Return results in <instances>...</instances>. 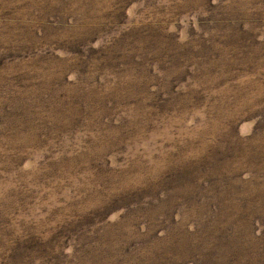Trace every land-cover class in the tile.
<instances>
[{
  "label": "rangeland",
  "instance_id": "1",
  "mask_svg": "<svg viewBox=\"0 0 264 264\" xmlns=\"http://www.w3.org/2000/svg\"><path fill=\"white\" fill-rule=\"evenodd\" d=\"M0 264H264V0H0Z\"/></svg>",
  "mask_w": 264,
  "mask_h": 264
},
{
  "label": "trees",
  "instance_id": "2",
  "mask_svg": "<svg viewBox=\"0 0 264 264\" xmlns=\"http://www.w3.org/2000/svg\"><path fill=\"white\" fill-rule=\"evenodd\" d=\"M203 204V202H201V205Z\"/></svg>",
  "mask_w": 264,
  "mask_h": 264
}]
</instances>
